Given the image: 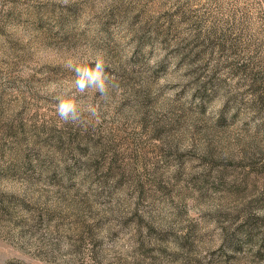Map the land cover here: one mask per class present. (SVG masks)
<instances>
[{
    "label": "rangeland",
    "instance_id": "rangeland-1",
    "mask_svg": "<svg viewBox=\"0 0 264 264\" xmlns=\"http://www.w3.org/2000/svg\"><path fill=\"white\" fill-rule=\"evenodd\" d=\"M0 264H264V0H0Z\"/></svg>",
    "mask_w": 264,
    "mask_h": 264
},
{
    "label": "clouds",
    "instance_id": "clouds-1",
    "mask_svg": "<svg viewBox=\"0 0 264 264\" xmlns=\"http://www.w3.org/2000/svg\"><path fill=\"white\" fill-rule=\"evenodd\" d=\"M66 66L72 68L73 64L69 62ZM75 70L78 75L74 83L78 91L83 92L86 87L95 86L101 94L105 92L107 77L102 59H97L92 66H77ZM57 113L64 120H77L80 115L77 103L70 97L58 101Z\"/></svg>",
    "mask_w": 264,
    "mask_h": 264
}]
</instances>
